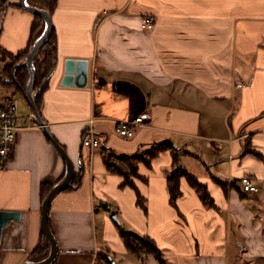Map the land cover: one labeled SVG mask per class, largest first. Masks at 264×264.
<instances>
[{"label": "crops", "instance_id": "1", "mask_svg": "<svg viewBox=\"0 0 264 264\" xmlns=\"http://www.w3.org/2000/svg\"><path fill=\"white\" fill-rule=\"evenodd\" d=\"M56 1L57 63L38 110L81 179L49 206L54 264L101 262L97 200L111 202L106 209H115L126 229L154 239L167 264H264V160L246 151L264 157V0ZM18 2L6 0L1 11L0 48L12 54L25 49L33 18ZM144 16L154 17L151 29L141 27ZM67 59L88 62L85 87L61 86ZM143 111L149 120L132 137L117 133L118 121ZM19 117L0 171V211L21 217L3 231L0 264L24 263L40 238V185H54L66 173L31 107ZM90 132L95 147L83 144ZM163 141L183 152L186 170L206 184L218 210L205 208L183 177L177 208L170 205L169 150L150 167L138 165L146 180L134 183L146 211L101 160V147L131 155ZM244 176L257 192L241 191ZM102 221V246L113 264H157L130 253L105 213Z\"/></svg>", "mask_w": 264, "mask_h": 264}, {"label": "trees", "instance_id": "2", "mask_svg": "<svg viewBox=\"0 0 264 264\" xmlns=\"http://www.w3.org/2000/svg\"><path fill=\"white\" fill-rule=\"evenodd\" d=\"M5 3L6 0H0V9L5 5ZM27 3L32 7L43 9L50 14L53 13L57 6L56 0H27ZM43 30V19L40 16L33 14L29 28L28 42L25 49L17 54H12L0 48V78L2 79V87L11 88L14 96H17L18 94L23 96L22 93L25 90L29 80V75L26 68L23 66L15 68V66L25 60L29 49L32 47L35 40L41 35ZM56 63V36L53 29L50 39L37 53L33 61V67L35 71L33 97L38 108L40 106L42 94L48 87V80L56 67ZM84 135L86 136V134ZM165 150H169L171 154L170 169L166 173V185L168 190V201L170 205H172L174 208H177L176 201L182 195V191L180 189V179L183 177L195 190L200 201L202 202V205L205 208L218 210V207L215 205L214 199L210 195L206 184L200 182L192 173L186 170L182 162L183 152L176 151L169 141L152 143L148 147L140 149L131 155L116 154L108 147H101V160L108 172L118 175L122 178L121 182L119 183L120 188L130 187L134 189L136 194V204L142 208L143 211H146L145 198L141 196L134 183L135 178H141L138 173V165L142 163L145 166L150 167L152 159L160 152ZM247 150L255 154L260 159L264 160V157L259 152L246 148V151ZM80 173L81 171L75 172L73 185L66 190L72 189L73 187H77L79 185L81 179ZM63 176L64 174L60 177V179H58L57 182H59ZM141 179L146 180L145 178ZM52 186V184L48 183H42L40 185V207L42 201L49 193ZM117 230L126 249L130 253L138 256H151L154 258L157 264H167L164 253L157 246L154 239L147 235H139L132 230L126 229L121 223H118ZM49 252V243L40 233L38 243L27 254L24 263L41 261L48 256ZM98 260L103 261V264H112V257L108 250H102L98 255Z\"/></svg>", "mask_w": 264, "mask_h": 264}, {"label": "water", "instance_id": "3", "mask_svg": "<svg viewBox=\"0 0 264 264\" xmlns=\"http://www.w3.org/2000/svg\"><path fill=\"white\" fill-rule=\"evenodd\" d=\"M18 5L31 12L34 15L40 16L44 21V30L41 35L35 40L32 47L29 49L28 54L25 60L21 63H18L15 68L19 66H23L28 71L29 80L27 82L26 88L23 91V96L30 105L34 120L37 125L41 128L42 132L45 134L46 138L49 140L52 147L56 150L59 156L64 160L66 165V173L64 177L54 184L46 195L44 200L41 203V215L39 221L40 233L43 235L45 240L49 243L50 252L48 256L38 262H30L23 264H54L57 255H58V247L56 240L49 228L48 225V213L49 206L52 200L58 195L60 192L66 190L67 188L72 187L73 178L75 175V168L72 160L67 155L65 150L62 148L60 144L56 142V140L50 134V131L44 121L42 120L38 107L34 101L33 90L35 83V71L33 67V61L37 53L46 45L48 40L51 37L53 31L52 17L51 14L43 9L32 7L27 3V0H19ZM88 75V62L86 60H75V59H67L64 64V75L61 79V86L66 87H85L86 80ZM21 214L15 211H0V244L2 241L3 231L7 227V225L11 222H17L20 220ZM116 219V218H115Z\"/></svg>", "mask_w": 264, "mask_h": 264}, {"label": "built area", "instance_id": "4", "mask_svg": "<svg viewBox=\"0 0 264 264\" xmlns=\"http://www.w3.org/2000/svg\"><path fill=\"white\" fill-rule=\"evenodd\" d=\"M154 24L155 19L153 16H144L141 20V27L146 30L151 29ZM241 85L242 84H239L237 86L241 87ZM1 86L2 79L0 78V87ZM23 99L24 97L21 94H18L17 96L12 94L0 99V171L3 170L10 157L16 133L20 129L18 126V120L20 117L17 113V109L22 104ZM147 120H149L148 111L129 116L127 119L117 122V133L126 138L132 137L135 128L142 126ZM83 144L95 147L98 144V141L94 138L93 133L90 132L84 138ZM239 186L241 191L245 193L258 191L257 184L248 176H244L239 180Z\"/></svg>", "mask_w": 264, "mask_h": 264}, {"label": "rangeland", "instance_id": "5", "mask_svg": "<svg viewBox=\"0 0 264 264\" xmlns=\"http://www.w3.org/2000/svg\"><path fill=\"white\" fill-rule=\"evenodd\" d=\"M4 6L0 9V21H1V16H2V12L3 11ZM8 94H13V91L11 88L8 87H0V97L4 96V95H8ZM28 111H30V107L28 105V103L26 101H24L23 106H19L17 109V113L19 116H26L28 114ZM99 202L103 203L102 206L99 205ZM111 202H108V200H97L96 202V210H94L97 215L95 217L96 221H95V227H96V236L98 237V244H96V249H95V253H98V255L100 254V252L102 250H105L104 247L102 246V225H103V221H102V214L105 213L107 215V219L109 224H111L112 226H114V228H117V225L119 223L118 219L116 218V210L114 209H106V205L110 204ZM93 211V214H94ZM120 217V216H119ZM116 218V219H115ZM124 224V222H123ZM125 225V224H124ZM117 230V229H116ZM88 255V254H86ZM110 258V257H109ZM98 259V258H97ZM101 261V260H100ZM102 262V263H101ZM98 262L97 264H103V261ZM113 264V261H112Z\"/></svg>", "mask_w": 264, "mask_h": 264}]
</instances>
